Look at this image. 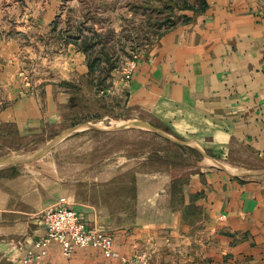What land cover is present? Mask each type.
Masks as SVG:
<instances>
[{"label":"crops","instance_id":"0c3cea01","mask_svg":"<svg viewBox=\"0 0 264 264\" xmlns=\"http://www.w3.org/2000/svg\"><path fill=\"white\" fill-rule=\"evenodd\" d=\"M206 1L204 12L189 11V22L158 39L130 87L136 97L150 96L152 113L167 116L197 146L196 154L203 149L234 168L195 167L181 193L169 183L153 199V216L138 213L129 224L114 227L94 208L72 207L109 231L119 253H146L148 264H264V175L246 179L233 172H264V0ZM12 80L8 69L0 70V157L12 150L10 129L30 133L22 129L57 120L67 102L57 85ZM62 193L61 182L47 180L37 165L0 168V264H16L46 234L44 212L61 204ZM32 264L130 263L92 247L67 258L53 244Z\"/></svg>","mask_w":264,"mask_h":264},{"label":"rangeland","instance_id":"374dc122","mask_svg":"<svg viewBox=\"0 0 264 264\" xmlns=\"http://www.w3.org/2000/svg\"><path fill=\"white\" fill-rule=\"evenodd\" d=\"M190 5L199 0H0V70L8 69L17 85H57L67 94L57 120L24 128L30 133L22 136L18 127L9 130L12 150L0 159L24 161L0 168L39 166L47 180L61 182V205L94 208L114 227L134 222L138 213L153 216L157 191L170 183L181 193L197 166L234 168L203 149L196 154L197 146L167 116L152 113L150 96L136 97L133 75L125 77L134 56L138 65L150 55L173 24H182ZM85 39L96 43L90 58L79 47ZM98 56L102 61L91 72ZM233 172L246 179L264 175Z\"/></svg>","mask_w":264,"mask_h":264},{"label":"built area","instance_id":"2783aa9c","mask_svg":"<svg viewBox=\"0 0 264 264\" xmlns=\"http://www.w3.org/2000/svg\"><path fill=\"white\" fill-rule=\"evenodd\" d=\"M138 55L134 56L125 71V77L131 79L137 67ZM46 234L29 247L26 254L16 264H32L43 260L53 244L61 247L62 254L69 258L80 248L99 249L105 257L120 259L130 264H148L146 253L122 255L114 245V236L107 230L91 226L74 208L57 205L47 208L43 215Z\"/></svg>","mask_w":264,"mask_h":264},{"label":"trees","instance_id":"16d2710c","mask_svg":"<svg viewBox=\"0 0 264 264\" xmlns=\"http://www.w3.org/2000/svg\"><path fill=\"white\" fill-rule=\"evenodd\" d=\"M208 3L206 0H199V5H190V6H187L191 11H193L195 14H199V13H202L204 12L207 8H208ZM185 8H186V5H185ZM183 18L184 20L181 22V23H186V22H189L191 20V17L189 16H186V15H183ZM177 25L176 24H173L171 29L172 28H175ZM71 41H74V42H77V39L75 38L73 40V38L70 39ZM76 40V41H75ZM95 46H96V43H90L89 41H87L85 39V42H84V45H80V49L83 50L86 55H88V57L90 58L91 57V54H93L94 50H95ZM105 55H108L107 52H105ZM109 60V59H108ZM102 59L101 57H95V59L92 60V62L89 63V66H90V71L91 72H95L96 71V65L101 62Z\"/></svg>","mask_w":264,"mask_h":264},{"label":"water","instance_id":"95a60500","mask_svg":"<svg viewBox=\"0 0 264 264\" xmlns=\"http://www.w3.org/2000/svg\"><path fill=\"white\" fill-rule=\"evenodd\" d=\"M20 161H24V159H22V158H13V159H11V158H9V159H0V164L1 163H9V162H12V163H18V162H20Z\"/></svg>","mask_w":264,"mask_h":264}]
</instances>
